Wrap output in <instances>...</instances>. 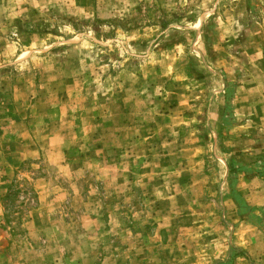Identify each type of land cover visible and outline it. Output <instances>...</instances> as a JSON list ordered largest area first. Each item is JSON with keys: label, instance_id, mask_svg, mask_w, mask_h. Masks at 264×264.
Returning <instances> with one entry per match:
<instances>
[{"label": "rangeland", "instance_id": "1", "mask_svg": "<svg viewBox=\"0 0 264 264\" xmlns=\"http://www.w3.org/2000/svg\"><path fill=\"white\" fill-rule=\"evenodd\" d=\"M262 94L264 0H0V264H264Z\"/></svg>", "mask_w": 264, "mask_h": 264}, {"label": "crops", "instance_id": "2", "mask_svg": "<svg viewBox=\"0 0 264 264\" xmlns=\"http://www.w3.org/2000/svg\"><path fill=\"white\" fill-rule=\"evenodd\" d=\"M263 98H258L257 102L253 106H249L247 109V120L246 123H242L239 127L243 128V125L248 129L247 142L248 146L243 149L239 148V158H249L248 162L256 159V157L264 158V94ZM253 134V137H252ZM255 136V137H254ZM257 136H260L259 142L257 143ZM254 142V144H252ZM247 150V151H240ZM242 152V153H241ZM252 164V163H250ZM253 164H256L255 162ZM237 191L246 199L247 203L252 206H263L264 205V175L259 177H240L236 183ZM241 228V227H239ZM238 248L247 250L249 255L251 250L248 242L239 240ZM241 244V245H240ZM235 261L244 264L243 256H237ZM238 264V263H237Z\"/></svg>", "mask_w": 264, "mask_h": 264}, {"label": "trees", "instance_id": "3", "mask_svg": "<svg viewBox=\"0 0 264 264\" xmlns=\"http://www.w3.org/2000/svg\"><path fill=\"white\" fill-rule=\"evenodd\" d=\"M10 195V192L8 193V196ZM238 203H240V201L238 202ZM241 204V203H240ZM232 251H234V249L232 250Z\"/></svg>", "mask_w": 264, "mask_h": 264}]
</instances>
